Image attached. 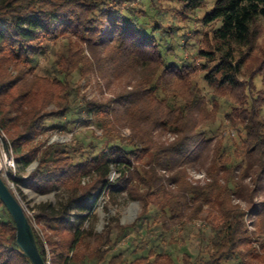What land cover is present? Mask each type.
Listing matches in <instances>:
<instances>
[{
  "label": "trees",
  "instance_id": "trees-1",
  "mask_svg": "<svg viewBox=\"0 0 264 264\" xmlns=\"http://www.w3.org/2000/svg\"><path fill=\"white\" fill-rule=\"evenodd\" d=\"M207 5L208 0H0V129L17 165L11 179L24 198L21 184L43 194L68 193L56 204L35 206L39 229L26 213L46 262L47 244L55 264H264V239L246 220L252 215L251 224H264V200H255L264 183V53L254 51L264 33V0H213L197 18L207 28L188 34L184 25ZM74 73L122 85L107 98H88ZM222 99L229 101L224 118L231 134L215 139L208 128L216 125ZM84 120L101 130L103 146L78 134L64 142L40 138ZM204 156L205 178L193 180L188 167ZM112 166L121 172L114 181ZM116 184L142 203L136 220L115 224L114 236L111 228H84L91 198ZM152 209L191 228L189 236L200 241L196 252H170L181 242L166 221L169 240L163 229L150 241L134 243L130 234L155 232L143 222ZM210 216V232L192 225ZM16 235L0 200V264H32ZM125 237L129 242L122 245Z\"/></svg>",
  "mask_w": 264,
  "mask_h": 264
},
{
  "label": "rangeland",
  "instance_id": "rangeland-1",
  "mask_svg": "<svg viewBox=\"0 0 264 264\" xmlns=\"http://www.w3.org/2000/svg\"><path fill=\"white\" fill-rule=\"evenodd\" d=\"M213 3V0H208V5L206 8L200 9L197 14L195 15V18L188 21L187 24L184 25L186 27V31L188 34L192 33V30H204L207 27L202 26L200 19H197L198 17H201L204 15L208 9L211 8ZM261 24L264 26V18L259 19ZM255 54L262 55L264 53V33L260 35L257 39V47L255 48ZM189 50L184 51V56L189 55ZM41 72H43V69H40ZM202 74L197 73L195 75V80L198 81V84L203 87V93H208V89L204 86V82L201 79ZM73 79L78 82L81 86L82 92L87 95L88 98L92 97H104L107 98L111 94L115 93L121 88L122 83L120 84L118 81L112 82L111 84H108L105 82L104 79L91 74L87 77H81L79 74L74 73ZM255 83L257 88L262 87L261 83V76H257L255 78ZM222 108L220 112L218 113L216 125L212 126L211 129L208 128V134L212 137L219 138L223 134H231V128L227 126L225 121V113L227 112V108L229 105V101L227 99H222ZM53 107V106H51ZM264 113V111H263ZM54 122L56 120L54 119ZM85 120L83 122H76L75 125L71 123L69 125L70 128L65 129L64 131H60L59 129H52L49 130L46 134L41 136L40 138L43 140H47L48 143H51L53 141L58 142H64V141H71V139L74 138L75 134H78L79 136H82V139H84L86 142H93L97 144V146H103V141L100 137H98L101 134V130H98L93 125H85ZM77 125V127H75ZM92 130V132H91ZM94 133V134H93ZM122 133L124 135H128L130 133V130L127 128H124L122 130ZM6 134L3 130L0 129V165L2 166V172L1 175L6 181V183L9 185L10 189L13 191L15 196L18 198L19 202L23 206L25 212L27 215L32 216V222L33 226L37 229H39L38 224L34 221L33 214H34V208L37 204L41 202H52L56 204L59 200H65L68 193L65 192L63 189H53L52 191L48 193H40L37 192L30 187H28L26 184H21L22 190L25 193V198L21 196L19 193L16 184L12 181L10 176V169L6 168V164L10 161V157L13 156V153H8L4 150L3 147V139L6 138ZM207 156H204L201 161L190 164L188 167V172L190 177L193 180H203L205 178V172L203 171V165L205 164ZM36 166V162H33L31 165L26 167L22 174L27 175L34 167ZM17 171V165L15 162V169L12 170ZM120 169L117 166H112L111 172H110V179L114 181L116 178L120 176ZM264 182V181H263ZM255 200L257 202H260L264 200V183L261 186V189L259 190ZM243 208H247V204L243 201L240 202ZM90 211L87 213H84L86 216V219L83 221V227L87 229H91L94 232H104L106 230L113 231L112 236H114L118 229L115 227V224H129L136 220L138 215L141 213L142 210V203L138 198L134 196V194L127 188L124 189L122 185L116 184L112 187H106L99 195L94 196L90 200ZM208 214L207 207L206 209L201 213L202 216H206ZM246 220L249 223L250 229H254L257 231L258 239L261 241L264 239V232L261 233V231L264 230L263 223L260 222L258 227H255L254 223L251 224V222L255 221V217L252 215H247ZM166 221V224L170 227V232H172V237H175L177 239H180V244L177 247L171 248L170 251L175 257L181 256L182 251L189 250L192 252H196L199 246V240L194 241L191 235L189 236V233H193L191 228H184L180 224L174 223L169 221L167 218H165L162 215V212L157 209H152L150 213L147 215V218L143 219L144 227L147 226L149 228H152L155 232L149 234L145 232V229L143 230L144 233L138 234L132 233L130 234V237H133L135 240H133L134 243H138L142 238L148 239L149 241L156 237V235L160 234V231H163V229L166 231V239H170L171 235L167 234L166 226L164 225V222ZM213 221V217H209L207 220L197 219L192 222V225L196 227L197 229L202 228L206 232H210V224L209 222ZM111 224V225H110ZM195 228V229H196ZM191 229V232H190ZM196 229V230H197ZM43 233V231H41ZM168 235V236H167ZM138 237V238H137ZM129 237H125L121 239V244L126 245ZM92 243L94 244L93 238L90 239ZM256 244H258L256 242ZM166 247H169L166 245ZM181 248V249H180ZM47 249V257H48V264H55L53 260V254L51 252L50 247L46 244ZM81 248H79L80 250ZM184 249V250H183ZM141 251H138L136 255H139ZM256 264H260L259 261H257Z\"/></svg>",
  "mask_w": 264,
  "mask_h": 264
},
{
  "label": "water",
  "instance_id": "water-1",
  "mask_svg": "<svg viewBox=\"0 0 264 264\" xmlns=\"http://www.w3.org/2000/svg\"><path fill=\"white\" fill-rule=\"evenodd\" d=\"M0 200L3 202L15 222L17 230L16 244L21 249L24 256L27 257L32 264H48L43 259L38 249L33 226L30 223L23 206L1 175Z\"/></svg>",
  "mask_w": 264,
  "mask_h": 264
},
{
  "label": "built area",
  "instance_id": "built-area-1",
  "mask_svg": "<svg viewBox=\"0 0 264 264\" xmlns=\"http://www.w3.org/2000/svg\"><path fill=\"white\" fill-rule=\"evenodd\" d=\"M3 147H4V150L6 151V152H8V153H10V155H11V153H12V151H11V148H10V145H9V150L7 151V149H6V146H5V144H4V142H3ZM12 156V155H11ZM6 168L7 169H10L11 171L10 172H12V170H14L15 169V160H14V157L12 156V157H10V161L6 164ZM2 166L0 165V174H1V172H2ZM9 172V173H10ZM13 174L15 173V171H13L12 172ZM2 176V175H1Z\"/></svg>",
  "mask_w": 264,
  "mask_h": 264
}]
</instances>
